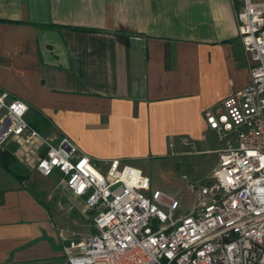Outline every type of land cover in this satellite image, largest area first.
I'll list each match as a JSON object with an SVG mask.
<instances>
[{
	"label": "crops",
	"instance_id": "1",
	"mask_svg": "<svg viewBox=\"0 0 264 264\" xmlns=\"http://www.w3.org/2000/svg\"><path fill=\"white\" fill-rule=\"evenodd\" d=\"M241 4L0 0V90L26 103L29 122L42 117L44 135L70 138L98 163L163 156L181 137L205 143L209 132L219 142L203 111L249 81ZM8 144L12 161L0 156V264H65L60 216L41 184L49 177L36 172L35 189V171ZM23 166L34 172L20 180L10 169Z\"/></svg>",
	"mask_w": 264,
	"mask_h": 264
},
{
	"label": "built area",
	"instance_id": "2",
	"mask_svg": "<svg viewBox=\"0 0 264 264\" xmlns=\"http://www.w3.org/2000/svg\"><path fill=\"white\" fill-rule=\"evenodd\" d=\"M241 1L250 78L203 111L222 147L205 180L181 175L195 195L186 213L177 215L178 198L153 188L141 168L98 163L70 138L44 135L27 120L26 103L0 90V150L12 142L18 160L44 177L58 173L94 213L93 232L59 231L65 264H264V0Z\"/></svg>",
	"mask_w": 264,
	"mask_h": 264
},
{
	"label": "rangeland",
	"instance_id": "3",
	"mask_svg": "<svg viewBox=\"0 0 264 264\" xmlns=\"http://www.w3.org/2000/svg\"><path fill=\"white\" fill-rule=\"evenodd\" d=\"M35 115V112L33 113ZM10 150L15 148L8 144ZM222 145L216 142L213 133L209 132L205 143H193L189 145H175L170 152L163 156L140 159H125L124 161L141 168L148 175L153 188L161 189L164 192L174 195L179 200V209L177 215L186 213L190 210L195 195L187 186V181L181 175L187 174L191 182L205 180L210 174L212 167L217 161L215 148ZM22 170L32 174V170L23 166ZM55 173L49 176L41 184L46 188L49 194L53 195V202L56 211L60 216L58 227L63 230L75 231L79 235H86L93 232L94 213L85 209L84 202L80 198H74L59 182V174ZM40 176L34 172L32 184L35 189L39 186ZM55 184L59 187L53 189ZM50 185H52L50 187ZM72 197V198H71Z\"/></svg>",
	"mask_w": 264,
	"mask_h": 264
},
{
	"label": "trees",
	"instance_id": "4",
	"mask_svg": "<svg viewBox=\"0 0 264 264\" xmlns=\"http://www.w3.org/2000/svg\"><path fill=\"white\" fill-rule=\"evenodd\" d=\"M53 26V25H52ZM70 28L75 29V30H81V31H95L96 29L94 28H87V27H82V26H70ZM38 121V120H37ZM29 122L34 128H36L37 130H40L41 127H39V125H37V123L39 124H43L45 121L42 119L38 121V122ZM0 156L5 157L6 159H9V161H12L13 157L11 156V154L6 151L5 149L0 150ZM8 167V166H7ZM10 171L16 175L20 180H25L29 177L28 172H24L22 170H18L16 168L14 169H10Z\"/></svg>",
	"mask_w": 264,
	"mask_h": 264
}]
</instances>
